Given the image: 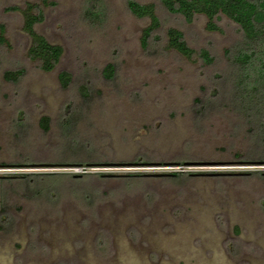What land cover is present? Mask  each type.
<instances>
[{"label": "rangeland", "instance_id": "374dc122", "mask_svg": "<svg viewBox=\"0 0 264 264\" xmlns=\"http://www.w3.org/2000/svg\"><path fill=\"white\" fill-rule=\"evenodd\" d=\"M136 1L160 23L146 48L150 20L126 0H0V264H264V177L247 175L264 173V142L241 119L262 107L242 112L228 89L239 28ZM26 4L62 48L50 72L28 57ZM168 28L190 60L165 48ZM26 175L37 177L15 179Z\"/></svg>", "mask_w": 264, "mask_h": 264}, {"label": "trees", "instance_id": "16d2710c", "mask_svg": "<svg viewBox=\"0 0 264 264\" xmlns=\"http://www.w3.org/2000/svg\"><path fill=\"white\" fill-rule=\"evenodd\" d=\"M162 7L170 14L180 15L186 23H191L196 16H204L207 19L206 29L208 31H218L216 18L220 15L225 16L235 23L241 33V40L237 42L229 55L233 57V69L229 78L230 91L235 92L239 97L242 112H248L252 107L247 105L249 99L258 100L256 105L262 107V113H246L241 116L244 124L249 125L248 135H257L264 142V0H160ZM127 8L136 18H148L150 25L143 31L141 44L147 47L148 41L152 38V33L159 27L160 23L155 15V7L153 4H140L136 0H126ZM13 7L12 10H16ZM31 6H27L23 13V31L31 39V45L28 49V57L30 60L37 62L39 68L44 72H50L59 62L62 55V48L57 45L48 43L42 36L36 33L34 26L43 20V14L38 11L31 14ZM165 48L173 50L180 56L191 59L194 56V50L188 45L181 31L175 28H168L166 31ZM227 53V54H228ZM199 57L205 63H211L213 58L207 50H201ZM105 77L112 78L113 67L111 65L105 68ZM22 70L8 71L4 73V78L9 81H18L22 76ZM59 82L63 88L70 85L71 75L66 72H60ZM200 102V101H198ZM249 104V103H248ZM241 113V111H240ZM248 117V118H247ZM247 118V119H244ZM44 129L47 128L48 119L41 118ZM264 162V158H257ZM247 163V162H244ZM86 166V163H80ZM182 165V164H181ZM186 175L184 172L175 173L172 177ZM249 175H258L264 177V173L251 172ZM41 176V175H39ZM58 177L66 176L72 178V175L49 174L42 177ZM90 174H83L78 179H83ZM37 175H26L16 177L19 180H30ZM96 177H99L96 175ZM140 175L124 176L125 179L140 178ZM122 178V179H123Z\"/></svg>", "mask_w": 264, "mask_h": 264}, {"label": "flooded vegetation", "instance_id": "af4514ba", "mask_svg": "<svg viewBox=\"0 0 264 264\" xmlns=\"http://www.w3.org/2000/svg\"><path fill=\"white\" fill-rule=\"evenodd\" d=\"M43 3H46L47 2V0H41ZM27 6H31V7H33L34 9H32V11H31V14H36L38 11H41L40 9H39V5H34V4H26V7H25V9L27 8ZM16 10H18V8L16 9ZM24 9H22L21 10V12L23 11ZM42 12V11H41ZM43 14V13H42ZM22 16H23V13H22ZM23 23H24V21H23ZM35 27V26H34ZM35 30V29H34ZM24 32V31H23ZM25 33V32H24ZM27 35V34H26ZM58 46V45H57Z\"/></svg>", "mask_w": 264, "mask_h": 264}, {"label": "built area", "instance_id": "2783aa9c", "mask_svg": "<svg viewBox=\"0 0 264 264\" xmlns=\"http://www.w3.org/2000/svg\"><path fill=\"white\" fill-rule=\"evenodd\" d=\"M74 171H77V172H81V173H84L85 172V170H86V168H84V167H77V168H75V169H73ZM75 173V172H74Z\"/></svg>", "mask_w": 264, "mask_h": 264}, {"label": "water", "instance_id": "95a60500", "mask_svg": "<svg viewBox=\"0 0 264 264\" xmlns=\"http://www.w3.org/2000/svg\"><path fill=\"white\" fill-rule=\"evenodd\" d=\"M221 175H236V174H221ZM154 176H162V175H154ZM77 177H79V176H77Z\"/></svg>", "mask_w": 264, "mask_h": 264}]
</instances>
